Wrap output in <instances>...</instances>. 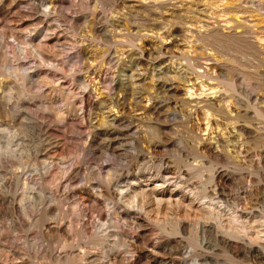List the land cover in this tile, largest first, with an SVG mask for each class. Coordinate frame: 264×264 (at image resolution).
<instances>
[{
	"label": "rangeland",
	"instance_id": "374dc122",
	"mask_svg": "<svg viewBox=\"0 0 264 264\" xmlns=\"http://www.w3.org/2000/svg\"><path fill=\"white\" fill-rule=\"evenodd\" d=\"M0 264H264V0H0Z\"/></svg>",
	"mask_w": 264,
	"mask_h": 264
},
{
	"label": "bare ground",
	"instance_id": "6f19581e",
	"mask_svg": "<svg viewBox=\"0 0 264 264\" xmlns=\"http://www.w3.org/2000/svg\"><path fill=\"white\" fill-rule=\"evenodd\" d=\"M45 154V153H44ZM213 154V153H212ZM44 156V155H43ZM46 156V155H45ZM164 174V173H163ZM221 179V178H220ZM159 185V184H158ZM160 185H162V184H160ZM158 187V186H157ZM153 188L154 189H157L156 188V186H153ZM160 188H162V187H160ZM158 190V189H157ZM159 191V190H158ZM154 192V191H153ZM159 192H161V191H159ZM155 194V193H154ZM168 194H171V192H169ZM156 195V194H155ZM163 195V194H162ZM172 195V194H171ZM174 195V194H173ZM179 196V195H178ZM221 196V195H220ZM156 197V196H155ZM165 198V197H164ZM172 198H174V197H172ZM180 200V199H179ZM159 201H160V198L159 197H156L155 198V204H156V206L157 207H160V205H159ZM174 201V200H173ZM170 202V201H169ZM166 203H167V205H168V201L166 200ZM154 205H152V207H153ZM166 206V205H165ZM156 209V208H155ZM208 209V211H210V212H212V213H214V214H216L217 213V211H214V210H212V209H210V208H207ZM165 210V209H164ZM167 210H168V208H167ZM241 211V210H240ZM163 212H165V211H163ZM167 213V212H166ZM187 214V213H186ZM178 215V214H177ZM184 216V214L182 215V217ZM189 216V215H188ZM197 216V215H196ZM171 223H173V222H171ZM185 224V223H184ZM204 227V226H203ZM210 228V227H209ZM238 237H240V236H238ZM241 238V237H240ZM225 241V240H224ZM255 247V246H254ZM248 254V253H247ZM131 261V260H130ZM129 262V261H128ZM142 262V261H141ZM139 263V262H138Z\"/></svg>",
	"mask_w": 264,
	"mask_h": 264
}]
</instances>
